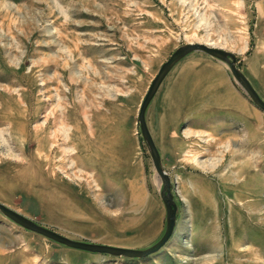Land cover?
Returning <instances> with one entry per match:
<instances>
[{
	"label": "rangeland",
	"instance_id": "374dc122",
	"mask_svg": "<svg viewBox=\"0 0 264 264\" xmlns=\"http://www.w3.org/2000/svg\"><path fill=\"white\" fill-rule=\"evenodd\" d=\"M186 44L232 54L264 100V0H0V203L75 241H158L162 183L137 116ZM183 59L145 113L177 207L164 246L90 253L0 213V264H264V112L223 62Z\"/></svg>",
	"mask_w": 264,
	"mask_h": 264
},
{
	"label": "water",
	"instance_id": "95a60500",
	"mask_svg": "<svg viewBox=\"0 0 264 264\" xmlns=\"http://www.w3.org/2000/svg\"><path fill=\"white\" fill-rule=\"evenodd\" d=\"M196 51L203 52L206 55L213 57L226 64L236 83L246 93V95L252 101V103L264 112V101L259 97L258 93L252 87V85L250 84L249 80L245 77V75L237 68L235 57L226 51L208 47L203 44H186L177 48L171 54L169 59L160 67L158 73L153 78L147 90V93L140 105L137 116V122L139 124L141 136L148 147L154 169L162 183L160 197L166 210V224H165L164 232L162 236L158 239V241H156L153 245L143 250L115 247V246H109L103 244L86 243L64 237L42 225L35 223L34 221L28 219L27 217L19 214L18 212L8 208L7 206L1 203H0V213L22 228L37 233L45 238H48L56 243H59L61 245H64L72 249L87 251L96 254H106L114 257L130 258V259L143 258L161 249L164 246V244L168 241L169 237L173 232L175 226L177 207L173 201V197L171 194V183L169 176L164 172L162 168L160 155L148 131L145 121V113L149 103L155 96L159 86L161 85L162 81L169 73V71L172 69V67L183 57Z\"/></svg>",
	"mask_w": 264,
	"mask_h": 264
},
{
	"label": "bare ground",
	"instance_id": "6f19581e",
	"mask_svg": "<svg viewBox=\"0 0 264 264\" xmlns=\"http://www.w3.org/2000/svg\"><path fill=\"white\" fill-rule=\"evenodd\" d=\"M220 50H221V49H220ZM223 51H224V50H223ZM188 55H189V54H188ZM186 56H187V55H186ZM183 58H184V57H183ZM179 61H180V60H179ZM179 61H178V62H179ZM178 62H177V63H178ZM161 66H162V65H161ZM173 67H174V66H173ZM173 67H172V68H173ZM169 72H170V71H169ZM167 75H168V74H167ZM167 75H166V77H167ZM166 77H165V78H166ZM165 78H164V80H165ZM164 80L162 81V83L164 82ZM159 88H160V86H159ZM159 88H158V90H159ZM158 90H157V92H158ZM242 91H243V90H242ZM243 92H244V91H243ZM244 93H245V92H244ZM245 94H246V93H245ZM259 97H260V96H259ZM260 98H261V97H260ZM261 99H262V98H261ZM262 100H263V99H262ZM263 101H264V100H263ZM157 183H158V186H159V185H160V181H159L158 178H157ZM173 230H174V229H173ZM172 233H173V232H172ZM171 235H172V234H171ZM169 238H170V237H169ZM159 250H160V249H159Z\"/></svg>",
	"mask_w": 264,
	"mask_h": 264
},
{
	"label": "crops",
	"instance_id": "0c3cea01",
	"mask_svg": "<svg viewBox=\"0 0 264 264\" xmlns=\"http://www.w3.org/2000/svg\"><path fill=\"white\" fill-rule=\"evenodd\" d=\"M182 59H183V58H182ZM182 59H181V60H182ZM181 60H180V61H181ZM183 60H184V59H183ZM183 60H182V61H183ZM182 61H181V62H182ZM176 64H177V63H176ZM176 64H175V65H176ZM175 65H174V66H175ZM171 72H172V71H171Z\"/></svg>",
	"mask_w": 264,
	"mask_h": 264
}]
</instances>
